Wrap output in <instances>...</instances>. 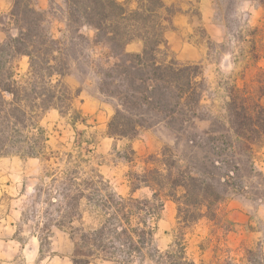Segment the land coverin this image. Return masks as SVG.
Instances as JSON below:
<instances>
[{
    "label": "trees",
    "instance_id": "obj_1",
    "mask_svg": "<svg viewBox=\"0 0 264 264\" xmlns=\"http://www.w3.org/2000/svg\"><path fill=\"white\" fill-rule=\"evenodd\" d=\"M11 1L10 9L0 13V30L5 33L0 39V156H39L48 140L40 121L50 109L60 117L69 115L72 126L80 118L85 122L73 107L75 95L64 81L83 47L105 49L98 57L96 74L99 93L114 103L106 136L130 140L160 121L178 125L176 130L182 134L183 125L195 124L203 96V69L169 53L164 20L176 12L172 6L162 0H63L66 30L55 36L47 11L37 8L36 0ZM255 1L264 9V0ZM84 27L94 30L91 38L81 32ZM133 41L141 42L140 51L126 49ZM255 47L253 43L251 52L258 58ZM19 56H27L28 67L17 78L14 62ZM255 80L253 92L231 88L225 113L212 119L218 128L210 126L192 135L183 132L184 141L204 155L188 159L178 148L164 146L145 159L141 172H128L130 195L113 192L112 211L102 203L104 219L91 233L81 235L88 257L73 258L75 264H87L94 256L113 264H142L145 256L153 264H203L187 256L186 230L204 217L214 220L226 190L243 191L238 175L242 161L235 158V144L264 145V69ZM143 187L149 189V197L132 196ZM162 197L175 203L177 233L160 251L152 223L163 207ZM91 237L93 244H89ZM118 251L123 258L116 257ZM257 256L264 258L261 252Z\"/></svg>",
    "mask_w": 264,
    "mask_h": 264
},
{
    "label": "rangeland",
    "instance_id": "obj_2",
    "mask_svg": "<svg viewBox=\"0 0 264 264\" xmlns=\"http://www.w3.org/2000/svg\"><path fill=\"white\" fill-rule=\"evenodd\" d=\"M252 4L257 5L255 0L213 1V21L224 35L220 42L210 38L205 27L199 23L198 10L194 5L186 9L193 16V36L207 50L203 59L194 61L202 66L204 77L199 117L195 119L193 126L183 125L182 134L176 130L178 125L169 126L165 121H160L140 130L130 140L107 137L106 123L113 113L114 103L101 93L95 95L98 57L103 55L105 49L81 48L64 81L66 84L69 80L75 83L85 82L86 90L97 100V104L94 101L88 110L80 109L85 122L80 118L75 126L69 124V115L57 117L52 109L46 112L40 123L46 129L48 140L39 156H0V184L8 185L3 187L0 197V236L13 234V228L1 219H5V212L10 213V209L14 207L18 212L21 211V221L17 224L15 235L23 239L35 236L40 238L41 258L66 253L72 259H84L88 256L81 235L91 233L104 219L102 203L109 207L108 211H112L114 206L110 208V205L115 203L110 195L113 192L124 197L130 195L123 186L129 181V171L141 172L145 159L164 146L178 148L188 159L194 154L204 155L205 152L184 141L183 132L192 135L210 126L218 128L217 124L212 123V119L225 113L231 88H246L253 92L258 85L255 76L264 69V9L260 13L263 15L262 20L256 21L253 18ZM133 5L134 3L130 6ZM170 6L174 11L181 10L175 4ZM64 9L63 1L59 3L49 0L46 11L55 36H60L66 30ZM164 23L167 28L172 27L170 16H165ZM81 32L88 38L94 34V30L88 27L82 28ZM4 37L5 33L0 30V38ZM253 43L256 46L255 53L259 56L256 63L251 52ZM136 47L137 42H133L126 49L133 51ZM169 50L171 56L175 57L170 46ZM14 66L17 78H20L27 70L28 58L21 60L18 57ZM77 89L80 86L75 90L70 89L75 96ZM75 96L73 107L77 109ZM101 103L104 105L101 106ZM234 153L235 158L242 161L238 175L243 181V191L226 190L225 199L217 206L216 218L210 220L204 217L186 230V254L196 262L214 264L228 260L234 264H255L258 261L264 263V258L260 260L257 256L259 252L264 256L261 248L264 242V145L247 146L236 143ZM15 181L21 183L18 186L21 193L17 200L13 197L15 187L9 184ZM81 194L84 196L77 199ZM132 196L149 197L150 191L143 187ZM162 200L163 207L152 223L155 226L154 243L160 251L168 247L177 233L174 231L175 203L167 201L165 197ZM243 215L249 216V224L243 222ZM13 217L15 218L14 215ZM60 231L71 239V244H51V238ZM109 239L121 247L119 241ZM94 242L91 237L89 244ZM29 243L22 247L24 264H29L32 251L37 248ZM249 250L250 254L247 253ZM116 257L123 258L124 253L120 256L118 251ZM247 258L251 259V263L247 262ZM93 259L103 261L100 257L94 256ZM133 260L138 262L140 259L134 254ZM142 261V264H153L147 256Z\"/></svg>",
    "mask_w": 264,
    "mask_h": 264
},
{
    "label": "crops",
    "instance_id": "obj_3",
    "mask_svg": "<svg viewBox=\"0 0 264 264\" xmlns=\"http://www.w3.org/2000/svg\"><path fill=\"white\" fill-rule=\"evenodd\" d=\"M63 0H56V2H61ZM120 2H123L125 0H118ZM166 5H172L175 4L181 8V10L176 11L174 14L170 16V23L172 27H168L165 31V38L168 41V44L170 48L175 53V58L183 61V62H194L199 61L203 59L206 55L207 47L205 45L197 40L196 36H193V16L189 14V12L186 11L188 6L194 5L198 10V20L201 25L205 27L207 30V33L210 35V38L220 42L224 39V35L222 33L221 28L213 21V1L214 0H162ZM12 1L11 0H0V13L7 12L11 7ZM36 6L37 8L41 10H47L49 7V0H36ZM252 12L254 13V20L259 21L262 20L263 15H260L262 7L258 5L252 4ZM252 15V14H251ZM250 15V16H251ZM255 23V22H254ZM1 39V38H0ZM3 39V38H2ZM137 42V47L133 51H140L142 48V44L140 41H133ZM131 42V43H133ZM129 43V44H131ZM129 44L127 46H129ZM20 59L27 58V56H19ZM259 60L258 58H254L253 61L256 63ZM68 87L71 90H75L77 87L80 86V91L75 96V99L77 100V109L78 110H88L90 108L92 102H96L97 100L92 97V95L89 93V91L86 90L85 82H77L75 83L73 80L68 81ZM98 89H96V94L99 95ZM74 104V101H73ZM101 106L104 104L101 103ZM54 113H56V116L59 117V113L56 109H52ZM110 115V112L108 113V116ZM108 137V136H107ZM112 138V137H109ZM5 160V159H2ZM10 185H14L15 194H13V197H15V200H17L18 194L21 193V189L18 186L21 183H15L12 182L9 183ZM7 184H0V197L2 195L3 187H7ZM125 187V192L130 194V187H129V181H126L123 185ZM169 202H173L170 199H167ZM5 219H1L3 223H6L7 225H10V227L13 228L10 236H0V264H24L23 260V250L22 247L24 245H27L28 242L32 246H37V248L32 251L31 259L29 264H75L72 260V256L66 253H55L52 254L50 257L47 256L46 258H41L40 253V243L41 239L37 236L31 237V238H19L16 236V227L19 221H21V211L18 212L17 208H11L10 213L7 214L5 212ZM15 216V218L13 217ZM243 222L247 223L249 222V216L243 215ZM249 224V223H248ZM253 233V231L251 232ZM256 234H259L256 232ZM60 236V237H57ZM26 242V243H25ZM51 244L52 245H68L71 244V239L67 236L62 235V232L55 233V235L51 238ZM10 247V248H8ZM262 251L264 253V242L262 243ZM10 252V253H9ZM87 264H113V262L109 260H103L101 262L98 261H91Z\"/></svg>",
    "mask_w": 264,
    "mask_h": 264
}]
</instances>
